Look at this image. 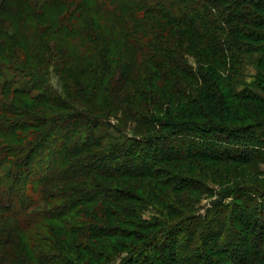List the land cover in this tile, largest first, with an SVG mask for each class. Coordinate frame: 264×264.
<instances>
[{"label": "trees", "instance_id": "1", "mask_svg": "<svg viewBox=\"0 0 264 264\" xmlns=\"http://www.w3.org/2000/svg\"><path fill=\"white\" fill-rule=\"evenodd\" d=\"M260 163L264 0H0V264H264Z\"/></svg>", "mask_w": 264, "mask_h": 264}, {"label": "rangeland", "instance_id": "2", "mask_svg": "<svg viewBox=\"0 0 264 264\" xmlns=\"http://www.w3.org/2000/svg\"><path fill=\"white\" fill-rule=\"evenodd\" d=\"M256 75V70L253 67H249L247 69V83H253V78ZM53 85L60 89V85L58 84V79L56 77H53L52 79ZM134 125L132 124L130 126V130L132 132ZM129 130V131H130ZM115 133V132H114ZM255 168V171H254ZM249 174H247V171L243 173L242 169L237 170L239 175L240 181L238 182L239 184H244L245 187L248 188H253V189H261L264 190V163H260L256 165H251L248 166L247 168ZM254 171V172H253ZM202 181H204L202 179ZM234 183V179L232 180ZM208 184V192L206 194H194L195 197L197 198V204L195 206V209H198V212L201 215H205L207 209H209L212 206L213 201H215L219 197V193L223 191V186L216 185L215 183H212L211 181H206L204 184ZM236 183V182H235ZM232 186V185H231ZM230 187V186H229ZM232 198L227 201L226 205L230 204L232 202ZM158 215L156 212L152 210H147L144 213V219L146 220H151L154 218H157ZM120 262V258L116 260V263L118 264Z\"/></svg>", "mask_w": 264, "mask_h": 264}]
</instances>
